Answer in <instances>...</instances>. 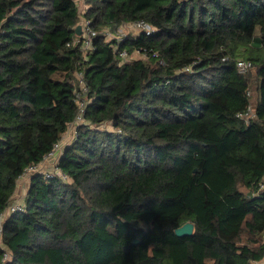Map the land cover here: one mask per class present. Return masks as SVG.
I'll return each instance as SVG.
<instances>
[{
  "label": "trees",
  "instance_id": "trees-1",
  "mask_svg": "<svg viewBox=\"0 0 264 264\" xmlns=\"http://www.w3.org/2000/svg\"><path fill=\"white\" fill-rule=\"evenodd\" d=\"M81 102L0 264H264V0H0V216Z\"/></svg>",
  "mask_w": 264,
  "mask_h": 264
},
{
  "label": "built area",
  "instance_id": "built-area-1",
  "mask_svg": "<svg viewBox=\"0 0 264 264\" xmlns=\"http://www.w3.org/2000/svg\"><path fill=\"white\" fill-rule=\"evenodd\" d=\"M128 26H130L136 30H144L145 32H149V30L151 29V27L143 21H136L133 23H128ZM84 37L86 38V40L84 42L85 46H86L89 44V40L87 39V37H88L87 30H86V33L84 34ZM121 56L123 57V59H127L129 57L125 51H123L121 53ZM236 67H237L239 72H244V71H247V69H249L251 67V62L249 60H238L236 62ZM246 94H249V93L246 92ZM80 105H81V110H80L81 112L77 116V120H76L79 122L81 119V114H82V110H83L82 107L84 106V104L81 102ZM247 112H249L248 115L253 116V110H252V107L250 105L247 106ZM247 112H246V114H247ZM62 149H63V145L60 146V143L55 144L53 149L44 157V160L41 163H39L38 165H31L29 168L26 169L24 177L25 176L29 177V175L32 173H44L45 176H49L50 173L54 172V169L49 170V169L43 168V165L46 161H48L50 159V161L53 162L52 164L55 166V163L58 160V156L61 153ZM262 186H264V184H262ZM22 206H23L22 201L15 203V204L10 203L9 210H10V212H12L14 210H19L22 208ZM2 219H3V217L0 216V224H1ZM263 237H264V233H263Z\"/></svg>",
  "mask_w": 264,
  "mask_h": 264
},
{
  "label": "rangeland",
  "instance_id": "rangeland-1",
  "mask_svg": "<svg viewBox=\"0 0 264 264\" xmlns=\"http://www.w3.org/2000/svg\"><path fill=\"white\" fill-rule=\"evenodd\" d=\"M76 1L78 2L79 6L82 5L83 0H76ZM81 24H84V22L82 21ZM123 30H124V32L128 31V32H131V33H134V32L137 31L136 29L131 28L130 26H128V24L124 25ZM132 56L134 58H138V57H141V54L138 51H134L132 53ZM228 89H230V90L244 91L246 89V87L243 86V85L235 84L233 87H232V85H230ZM247 91L248 90H246V92ZM76 123H79V121H76L75 123H73L72 125H70V127L68 128V130L62 135L61 142H60V146L63 145V147H64V145H66L67 143H70L74 139V137H75V125H76ZM49 161H50V159L44 163L43 168L52 170V169H54V165L52 164L53 162H51V161L49 162ZM26 183H27V176H25V178L21 182H19L18 185H19V187L23 188L22 190H24L25 189V186H26ZM22 199H23V193H22V191H19V195H16L13 199H11L9 201V205H10V203L11 204L12 203L15 204V203L21 202ZM9 205H8L7 210L5 211V213L2 215L3 219H5L6 217H8L9 214L11 213L10 210H9ZM255 264H262V262L261 261L260 262H256Z\"/></svg>",
  "mask_w": 264,
  "mask_h": 264
},
{
  "label": "water",
  "instance_id": "water-1",
  "mask_svg": "<svg viewBox=\"0 0 264 264\" xmlns=\"http://www.w3.org/2000/svg\"><path fill=\"white\" fill-rule=\"evenodd\" d=\"M77 33L80 32V25H77ZM193 232V223L187 221L183 223L181 226L177 227L174 229V233L178 236H183V235H189L192 234ZM137 240L135 239L134 242Z\"/></svg>",
  "mask_w": 264,
  "mask_h": 264
},
{
  "label": "crops",
  "instance_id": "crops-1",
  "mask_svg": "<svg viewBox=\"0 0 264 264\" xmlns=\"http://www.w3.org/2000/svg\"><path fill=\"white\" fill-rule=\"evenodd\" d=\"M232 87H233V85H232ZM24 178H25V177H21V178L19 179L18 183L21 182ZM28 185H29V177H27V183H26V186H25V189H24V190H22L23 188L19 187V185L17 184L16 192H15L14 197H15L16 195H19V191H22V193H23V197H24V194H25V192H26V190H27V188H28ZM23 186H24V185H23ZM14 197H13V198H14Z\"/></svg>",
  "mask_w": 264,
  "mask_h": 264
}]
</instances>
